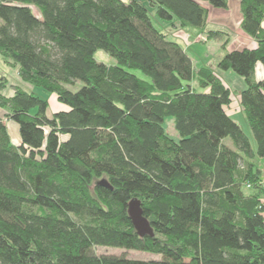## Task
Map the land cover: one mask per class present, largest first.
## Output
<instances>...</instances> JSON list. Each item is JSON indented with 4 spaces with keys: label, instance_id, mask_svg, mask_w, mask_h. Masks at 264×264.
I'll return each mask as SVG.
<instances>
[{
    "label": "trees",
    "instance_id": "16d2710c",
    "mask_svg": "<svg viewBox=\"0 0 264 264\" xmlns=\"http://www.w3.org/2000/svg\"><path fill=\"white\" fill-rule=\"evenodd\" d=\"M147 1L160 20L227 47V34L207 31L209 7L226 10L227 0ZM239 1L257 45L217 68L246 82L238 95L256 149L228 113L236 93L214 69L196 71L142 1L0 0V59L64 106L50 116L48 101L18 85L7 96L0 78V264H264V0ZM98 50L117 65L99 63ZM77 81L79 91L65 87ZM6 121L19 125L18 145ZM134 199L153 237L135 230Z\"/></svg>",
    "mask_w": 264,
    "mask_h": 264
},
{
    "label": "rangeland",
    "instance_id": "374dc122",
    "mask_svg": "<svg viewBox=\"0 0 264 264\" xmlns=\"http://www.w3.org/2000/svg\"><path fill=\"white\" fill-rule=\"evenodd\" d=\"M124 1L125 2H130L131 0H124ZM140 1H142V3H144V5H146L148 7L149 11L151 12L152 21H153L155 27L157 29L161 30L162 32L166 33L169 36L168 37L169 40H171V38H173V37L175 38V35H173V34L179 35V33L183 32L182 29L192 30L190 28H183V27L180 26V24H179V27H178L175 24H171L170 23V25H169V23H166V22L160 20L156 16L154 9L150 7V4L148 3L147 0H140ZM35 13L37 15H39V13H38V11L36 9H35ZM176 29H179L180 31L176 30ZM225 34H227V33H225ZM184 35H185V37L189 38L190 44L187 43L188 47H186L185 45L182 46V47L185 49V51L192 58L193 64H194V67H195L196 71L201 66L202 67L203 66L204 67H210V66H208V64H205L203 61L201 63L199 61V58H197L198 55L201 56L200 54L195 52L196 49L197 50L201 49V47L199 45H202L203 47L206 48V50H207L206 51V55L208 54V56H209V53L210 54H215V51H217V49L219 48L218 47L219 42H222V48H225L224 44H223V41L211 40V39H209L208 35L205 34V32H197L195 34H192V33L188 32V31H186ZM192 45H196L198 47H195L196 49H192ZM203 57L205 58V56H203ZM95 58H96V60L99 63H104V64H106L108 66H116L117 65L116 59L113 58L111 55H109L104 50H98L96 52V54H95ZM216 58L218 59V57H216V55H215V57L213 55V60H216ZM200 63H201V65H200ZM214 70L216 71V69H214ZM131 72L134 73L135 75H137L139 78H141V79H143L145 81H149V79L142 72H140V71H131ZM222 72H224V71H222ZM229 72H232V71H229ZM1 77H6L9 80V87H7V89H5V91H4L5 95H7V96L13 95V90L10 87V85H18L23 90H25V91H27L29 93H34L35 95H37L41 99L48 101V103H49L48 113L50 114V116L55 111H60V110L64 109V106L60 102H58L57 97L54 94L48 93V92L44 91L43 89L35 88L32 85H30L28 83H25L19 77L17 69H12V68L8 67L4 63V61L2 59H0V78ZM230 81H231V85H233V90L236 91V93H237L235 95V99H237L236 96H238V94H240L241 92H240V90H239V88L237 86H234V83L232 82V80H230ZM194 85L199 91H202V92L203 91H209V89H207V90L200 89L199 86H198V83L196 81H194ZM84 86H85V84L82 81H77L74 85H65V87L67 89H69L70 91H73V92L79 91ZM238 100H239V98L237 99V101ZM233 105L237 106V104H235V101H234ZM36 111H37V109L33 110L32 113L34 114ZM241 113H242V117L244 119H246L244 113L243 112H241ZM5 114H6V112L0 109V116L4 117ZM6 123H7L8 130H9V133H10V136H11L13 144L18 145L19 143H18L17 140L20 138L19 125L17 123L13 122V121H6ZM164 125H165L166 132L174 140H176L177 142L180 141V136L177 133L175 127H174L173 119H171V118L166 119ZM228 142H229L230 145L234 146L230 139H228ZM260 167L263 170V176H264V162L260 165ZM96 253L99 254V255H103V254L115 255V256H122L123 255V256H126L129 259L144 260V261L160 260L161 259V256H159V255H154V254L145 253V252H141V251L126 250V249H121V248H112V247H101V248L98 247V248H96Z\"/></svg>",
    "mask_w": 264,
    "mask_h": 264
},
{
    "label": "crops",
    "instance_id": "0c3cea01",
    "mask_svg": "<svg viewBox=\"0 0 264 264\" xmlns=\"http://www.w3.org/2000/svg\"><path fill=\"white\" fill-rule=\"evenodd\" d=\"M227 1H228V9H226V10L214 9V8L209 7L210 11H209V16H208V21H207V31L213 30V31H223V32L227 33L228 39H229V44L227 45V47L222 48V42H219V44H218L219 48L217 49V51H215V54H210L208 52L209 56H208V54L206 55L207 50L202 45H199L201 47L200 50H197L195 48V47H198L196 45H192V49H196L195 52H197L198 54L201 55V56L198 55V57H197V58H199V61L201 63L203 61L205 64H208V66H210L211 68L216 69V72L223 79V81L233 90V85H231V81H230V80H232V82L234 83V86H237L241 92L244 89H246V87H247L245 80L239 76H236V74L233 72H222L221 70H219L217 68V65H218V62L227 53L235 51V50H242L245 48H255L257 44H256V41L253 38H251L249 35H247L242 29L243 14L241 11L240 1L239 0H227ZM166 23H169V22H166ZM174 24L179 27V22L175 21ZM169 25H170V23H169ZM176 30H179V29H176ZM182 31L183 32L179 33V35L173 34V35H175V38L173 37V38H171V40L180 44L181 46L185 45L186 47H188L187 43L190 44V40H189V38L185 37V35H184L185 32L188 31L192 34H195L198 31L193 30V29L192 30L182 29ZM213 55H214V57L216 55V57H218V59L216 58V60H213ZM203 56H205V58ZM201 63H200V65H201ZM200 68H202V66ZM256 80L258 82L264 81V67L262 64H258V66L256 68ZM234 92L236 93V91H234ZM236 97H237V99L239 98V100L237 101V99H235V96H234L233 103L235 101V104H237V106H234L232 104L230 109L228 110V113L233 119H235L240 124L242 129L245 131L247 136L250 138L251 143L254 146V149H256L255 140H254L253 134L249 128V125L247 123V120L242 117L241 112H243V111L240 107V97H239V95ZM17 141H18V143H20V138ZM263 162H264V158H262V159L259 158L256 161V163L259 165V167ZM261 179H262V183H264L263 170H262V178ZM263 189H264V185H263ZM263 199H264V197H263Z\"/></svg>",
    "mask_w": 264,
    "mask_h": 264
},
{
    "label": "water",
    "instance_id": "95a60500",
    "mask_svg": "<svg viewBox=\"0 0 264 264\" xmlns=\"http://www.w3.org/2000/svg\"><path fill=\"white\" fill-rule=\"evenodd\" d=\"M100 184L107 187L109 186L107 181H102ZM128 216L132 221L135 230L141 237L154 236L153 228L149 220L144 216L141 202L139 200L134 199L129 203Z\"/></svg>",
    "mask_w": 264,
    "mask_h": 264
},
{
    "label": "built area",
    "instance_id": "2783aa9c",
    "mask_svg": "<svg viewBox=\"0 0 264 264\" xmlns=\"http://www.w3.org/2000/svg\"><path fill=\"white\" fill-rule=\"evenodd\" d=\"M261 184H263V185H264V183H261Z\"/></svg>",
    "mask_w": 264,
    "mask_h": 264
}]
</instances>
